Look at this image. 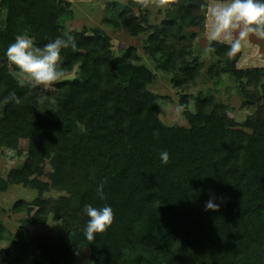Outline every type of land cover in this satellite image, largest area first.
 Returning <instances> with one entry per match:
<instances>
[{"label":"trees","instance_id":"16d2710c","mask_svg":"<svg viewBox=\"0 0 264 264\" xmlns=\"http://www.w3.org/2000/svg\"><path fill=\"white\" fill-rule=\"evenodd\" d=\"M166 2L176 10L145 49L160 68L175 72V85L185 84L205 69L194 55L196 33L185 30L204 26L207 2ZM64 3L0 0V145L29 140L27 159L0 178V190L23 182L43 193L49 184L37 176L46 158L54 167L50 186L72 188L57 199L41 193L15 203L27 217L0 249V264H61L69 244L90 245L94 264H264V66L239 68L238 59L228 56L230 44L212 41L215 59L205 75L215 82L223 75L233 79L251 114L238 121L228 104L201 91L195 110L184 113L190 126H169L149 88L154 73L133 61L138 58L131 49L114 56L110 37L99 28L65 30ZM116 11L133 30L145 29L131 23L126 8ZM25 32L37 47L65 33L75 38L76 48L64 51L60 66L65 73L79 65L78 76L53 84L55 105L42 103L44 88L20 87L13 78L15 68L4 53ZM13 91L20 102L4 103ZM163 150L170 156L167 165L159 158ZM101 182L104 201L96 192ZM210 193L221 206L206 212ZM105 203L113 209V225L88 241L84 205ZM62 211L80 220L76 228L68 219L70 225H58L59 235H39L35 227L46 224L50 213L58 222ZM3 230L0 223V237Z\"/></svg>","mask_w":264,"mask_h":264},{"label":"rangeland","instance_id":"374dc122","mask_svg":"<svg viewBox=\"0 0 264 264\" xmlns=\"http://www.w3.org/2000/svg\"><path fill=\"white\" fill-rule=\"evenodd\" d=\"M67 5L66 14L61 21L65 30H84L91 33L94 28H99L110 37V45L114 56H122L129 49L133 55L137 56L135 63L146 65L153 73L154 80L149 85L150 90L156 95V102L159 104V116L163 123L173 126H190L189 120L185 117L186 110H195V96L202 93L213 95L216 101L228 104L232 114L238 121H243L245 117L251 114V110L243 107L244 97L239 94L236 82L227 75H223L219 82L207 78L206 68L215 59L209 51V45L212 41L208 40V32L211 29V17L207 14L210 7L215 6L220 0H203L207 2L205 8L204 26H188L186 32L196 33L193 43L194 55H198L204 62L205 69L200 70L194 80H187L185 84L175 85V72L160 68L153 55L149 54L145 47L148 37L162 26L169 13L176 10V7L166 2L167 0H62ZM116 7H123L129 12L133 25H141L145 29L137 32L133 26L123 23V17L119 16ZM159 31V30H158ZM239 30L231 33L228 40L223 43L230 44L238 35ZM241 50L230 56L236 57L237 67H262L264 66V37L256 34H249L242 42ZM229 56V55H228ZM12 70L13 67L10 66ZM79 65H76L72 71L65 72L60 80L74 79L78 76ZM59 81V80H58ZM45 89V88H44ZM55 87L52 84L45 89L41 95L42 103L51 105L56 104ZM184 96H187L188 103L184 104ZM183 105L180 112H177V106ZM28 138L18 137L15 147L0 145V178H6L10 169L15 168L24 162L28 157L29 149ZM51 158H46L43 173L38 175L40 181L47 182L49 188L42 194L48 198L57 199L69 195L72 188L64 184L60 187H53L50 174L54 172ZM36 175L31 176L32 179ZM40 193L38 187L23 182H13L8 184L5 190H0V223L4 227L0 237V249L7 248L11 243L19 226H22L23 220L27 217L26 212H19L14 209V205L19 200L32 201ZM58 222L53 220V213H50L48 221L44 225L35 227L39 235H59V226L62 228L70 225V219L73 228H76L80 220L68 218L65 211L60 212ZM60 216V215H59ZM59 225V226H58ZM215 241V236L212 237ZM210 241V242H211ZM211 244H214L211 242ZM69 255L61 264H94L92 258V248L88 244L71 245L69 244ZM22 264H33V260L23 261ZM42 264H53L51 260H43Z\"/></svg>","mask_w":264,"mask_h":264},{"label":"clouds","instance_id":"9594fccd","mask_svg":"<svg viewBox=\"0 0 264 264\" xmlns=\"http://www.w3.org/2000/svg\"><path fill=\"white\" fill-rule=\"evenodd\" d=\"M163 2V0H161ZM211 17V29L208 32V40L223 42L228 40L235 30L238 35L230 41L228 55L237 54L242 47V41L249 34L264 37V0H220L215 6L210 7L207 13ZM75 38L67 33L63 37L58 36L48 41L43 47H37L33 39L25 32L17 35L14 42L10 43L4 53L10 66L15 68L12 72L13 78L20 87L26 84L32 88H48L64 75L61 61L65 50L76 48ZM206 51H214L209 48ZM19 103L20 99L16 93L10 92L4 97L3 102L9 101ZM183 105L177 106L180 112ZM162 164L167 165L170 159L167 150L159 153ZM104 182L96 187L98 199H106ZM214 193H210L209 199L204 204V210L217 211L220 203ZM83 213L88 217L83 228V235L88 241H94L98 234L105 233L114 222V212L110 205L102 204L93 206L85 204Z\"/></svg>","mask_w":264,"mask_h":264}]
</instances>
